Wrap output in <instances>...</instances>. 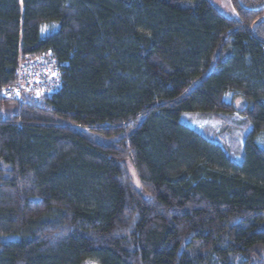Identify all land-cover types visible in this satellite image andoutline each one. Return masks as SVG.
Segmentation results:
<instances>
[{"label":"trees","instance_id":"16d2710c","mask_svg":"<svg viewBox=\"0 0 264 264\" xmlns=\"http://www.w3.org/2000/svg\"><path fill=\"white\" fill-rule=\"evenodd\" d=\"M231 2L0 0V90L62 75L0 96V264H264V0ZM187 113L245 120L240 160Z\"/></svg>","mask_w":264,"mask_h":264},{"label":"rangeland","instance_id":"374dc122","mask_svg":"<svg viewBox=\"0 0 264 264\" xmlns=\"http://www.w3.org/2000/svg\"><path fill=\"white\" fill-rule=\"evenodd\" d=\"M209 2L223 15L230 19H236L237 13L232 5L231 0H209ZM47 30V31H46ZM57 30V29H56ZM55 30V31H56ZM53 31L52 33H54ZM51 29L48 26H43L40 30L41 37L50 35ZM230 101V98H227ZM237 100H233L235 104ZM244 106V104H242ZM17 103H10L3 108V115L10 116L16 111ZM179 121L201 134L220 148H222L226 155L234 161H239L242 153V142L244 136L249 132V124L241 117L232 115L225 118H220L211 114L187 113L182 114ZM87 134V132H86ZM87 136L99 143H111L112 141H105L97 134H87ZM261 145L262 143L259 142ZM85 264H96L92 261H86Z\"/></svg>","mask_w":264,"mask_h":264},{"label":"built area","instance_id":"2783aa9c","mask_svg":"<svg viewBox=\"0 0 264 264\" xmlns=\"http://www.w3.org/2000/svg\"><path fill=\"white\" fill-rule=\"evenodd\" d=\"M61 85L62 75L55 59L44 52L33 58L20 57L15 83L2 88L0 96L11 101L27 98L36 102L52 96Z\"/></svg>","mask_w":264,"mask_h":264},{"label":"water","instance_id":"95a60500","mask_svg":"<svg viewBox=\"0 0 264 264\" xmlns=\"http://www.w3.org/2000/svg\"><path fill=\"white\" fill-rule=\"evenodd\" d=\"M235 108H236L237 111H241L242 110L243 106H242V101L241 100H237L235 102Z\"/></svg>","mask_w":264,"mask_h":264}]
</instances>
